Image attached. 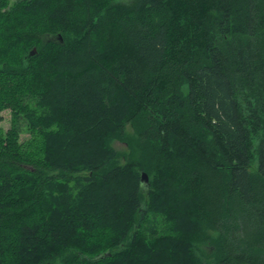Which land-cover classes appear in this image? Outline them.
Segmentation results:
<instances>
[{"label": "trees", "instance_id": "16d2710c", "mask_svg": "<svg viewBox=\"0 0 264 264\" xmlns=\"http://www.w3.org/2000/svg\"><path fill=\"white\" fill-rule=\"evenodd\" d=\"M3 110L0 264H264V0H0Z\"/></svg>", "mask_w": 264, "mask_h": 264}, {"label": "rangeland", "instance_id": "374dc122", "mask_svg": "<svg viewBox=\"0 0 264 264\" xmlns=\"http://www.w3.org/2000/svg\"><path fill=\"white\" fill-rule=\"evenodd\" d=\"M9 124H10V112L9 110H3L0 112V127L4 128V129H7L9 127ZM28 137V133H21L20 135V139H24V138H27ZM113 146L119 150H123L124 149V144L117 141V140H114L112 142Z\"/></svg>", "mask_w": 264, "mask_h": 264}, {"label": "water", "instance_id": "95a60500", "mask_svg": "<svg viewBox=\"0 0 264 264\" xmlns=\"http://www.w3.org/2000/svg\"><path fill=\"white\" fill-rule=\"evenodd\" d=\"M35 51V48H33L30 53H33ZM141 180L147 181V175L143 172L141 173Z\"/></svg>", "mask_w": 264, "mask_h": 264}]
</instances>
